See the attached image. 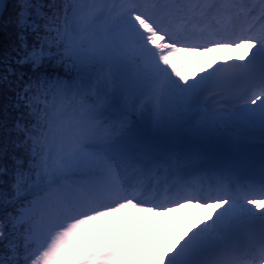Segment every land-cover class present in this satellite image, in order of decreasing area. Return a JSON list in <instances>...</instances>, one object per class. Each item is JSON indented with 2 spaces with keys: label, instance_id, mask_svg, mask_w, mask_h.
<instances>
[{
  "label": "snow or ice",
  "instance_id": "6c2138e0",
  "mask_svg": "<svg viewBox=\"0 0 264 264\" xmlns=\"http://www.w3.org/2000/svg\"><path fill=\"white\" fill-rule=\"evenodd\" d=\"M0 264H264V0H0Z\"/></svg>",
  "mask_w": 264,
  "mask_h": 264
},
{
  "label": "bare ground",
  "instance_id": "6f19581e",
  "mask_svg": "<svg viewBox=\"0 0 264 264\" xmlns=\"http://www.w3.org/2000/svg\"><path fill=\"white\" fill-rule=\"evenodd\" d=\"M221 54H222V53H218V54H215V56L219 58V57L221 56ZM162 221H166V218H163Z\"/></svg>",
  "mask_w": 264,
  "mask_h": 264
}]
</instances>
